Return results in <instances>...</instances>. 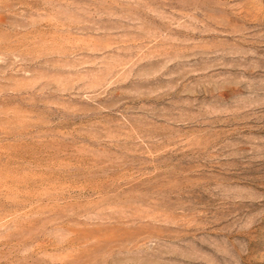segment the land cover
I'll return each mask as SVG.
<instances>
[{
    "label": "rangeland",
    "instance_id": "obj_1",
    "mask_svg": "<svg viewBox=\"0 0 264 264\" xmlns=\"http://www.w3.org/2000/svg\"><path fill=\"white\" fill-rule=\"evenodd\" d=\"M0 264H264V0H0Z\"/></svg>",
    "mask_w": 264,
    "mask_h": 264
}]
</instances>
